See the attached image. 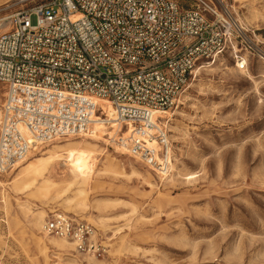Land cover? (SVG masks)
<instances>
[{"label": "rangeland", "instance_id": "rangeland-1", "mask_svg": "<svg viewBox=\"0 0 264 264\" xmlns=\"http://www.w3.org/2000/svg\"><path fill=\"white\" fill-rule=\"evenodd\" d=\"M209 1L231 14L263 57L248 51L246 69L238 70L225 53L196 73L165 115V174L109 137L108 143L86 141L90 135L51 142L0 174V264L98 263L76 253L71 241L65 239L73 248L61 247L59 238L41 231L53 212L93 226L107 246L104 264H264V0ZM18 7L0 0V34ZM67 146L94 152L82 156L91 159L87 167L72 165L86 167L88 180L71 175ZM114 159L115 171L130 177L107 172ZM188 174L197 177L187 181Z\"/></svg>", "mask_w": 264, "mask_h": 264}, {"label": "built area", "instance_id": "built-area-1", "mask_svg": "<svg viewBox=\"0 0 264 264\" xmlns=\"http://www.w3.org/2000/svg\"><path fill=\"white\" fill-rule=\"evenodd\" d=\"M193 3L14 0L19 7L0 34V174L51 142L90 135L95 116L117 125L113 146L165 174L169 119L161 115L177 108L196 73L225 53L238 70L246 69L248 51L263 57L226 9L209 0ZM41 231L104 264L107 246L89 223L53 212Z\"/></svg>", "mask_w": 264, "mask_h": 264}, {"label": "bare ground", "instance_id": "bare-ground-1", "mask_svg": "<svg viewBox=\"0 0 264 264\" xmlns=\"http://www.w3.org/2000/svg\"><path fill=\"white\" fill-rule=\"evenodd\" d=\"M97 104L99 105V107L102 108L103 110V113H106L107 116H111L113 114V110L111 109L110 105L106 102V101H102V100H99L97 101ZM165 115H168V114H162L161 116H164L166 117ZM117 131H118V127L116 124H113L111 126H105L103 125V123L100 121V119L95 116L93 119H92V126H91V133H90V138H85L86 141H89L90 143L93 142V143H108L107 140L105 139V137H110V138H114L117 136ZM124 132V131H123ZM124 137H129L131 136V131L129 130L128 132H124L123 133ZM84 139V138H83ZM67 142V141H66ZM110 143V142H109ZM92 145V144H90ZM111 147V146H110ZM149 147L151 149H153L154 151H156L158 149L157 145L155 142H152L149 144ZM112 148V147H111ZM114 151L116 152V154L118 155H123L124 153H120V151L117 149V148H114ZM63 152L66 156H68L67 158L69 159V162L67 161V163L65 165H69V167H71L72 165L75 166V165H78L79 167L80 166H83L85 165L86 166V162L87 161H91V159H84L82 156L83 155H90V154H94L93 151L91 150H88V149H82V148H76V147H71V146H67L66 148L63 149ZM125 152V151H124ZM128 152V151H127ZM137 158V157H136ZM59 160V158L55 159L54 160V165L57 164V161ZM66 161V160H65ZM90 163V162H89ZM21 165V164H20ZM19 165V166H20ZM43 164H41L42 166ZM71 167L70 168V173L71 175L74 177V178H79V179H87V175L88 173H86V167L85 169L83 168H77L75 170L74 167ZM117 168V161L114 159V161H112L110 164H109V167H108V171L109 173H111L113 176H118V178H122V177H130V175H126L122 170L121 172H116ZM168 169V168H167ZM40 169H37L36 172H38ZM131 175H134V172L131 173ZM187 181H191L193 179H195L197 176L193 175V174H188V175H185ZM65 179V178H64ZM79 195H82V191H79L78 192ZM35 224H41L42 223V216L41 215H38L36 218H35ZM58 245L61 246V247H64L65 245L66 246H69L71 248H73V244L71 242H67L65 239H60L57 241ZM88 262H97L95 259L93 258H89Z\"/></svg>", "mask_w": 264, "mask_h": 264}]
</instances>
